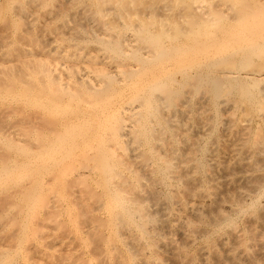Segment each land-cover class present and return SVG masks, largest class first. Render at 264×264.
Wrapping results in <instances>:
<instances>
[{"label":"bare ground","instance_id":"obj_1","mask_svg":"<svg viewBox=\"0 0 264 264\" xmlns=\"http://www.w3.org/2000/svg\"><path fill=\"white\" fill-rule=\"evenodd\" d=\"M214 1L0 0V264H264V4Z\"/></svg>","mask_w":264,"mask_h":264},{"label":"rangeland","instance_id":"obj_2","mask_svg":"<svg viewBox=\"0 0 264 264\" xmlns=\"http://www.w3.org/2000/svg\"><path fill=\"white\" fill-rule=\"evenodd\" d=\"M261 4H264V0H258ZM161 3V2H160ZM159 3V6L161 5ZM163 4H165V3H163ZM162 4V6L161 7H163V9H160V14H168V13H170V11H169V9L168 8H166L164 5ZM221 3L220 2H217L216 0L213 2V6H217L218 8H219V10H221L222 8H223V10H222V12H224L223 14L224 15H226V14H228V13H230V16L232 17V15H231V12L229 11H226L227 10V8H225L224 6H222V5H220ZM264 6V5H263ZM195 8H196V10L200 13V12H205L204 10H206V3L205 2H202V1H199V2H197V4L195 5ZM225 10V11H224ZM180 14V13H179ZM229 15V14H228ZM227 15V16H228ZM88 19V18H87ZM88 22H89V24H88ZM88 22L86 21V19H85V21L83 20V23L85 24V26H87V25H90V27L91 28H93L94 26H96V24L94 25V24H92V20H88ZM73 24H75L74 22H73ZM73 24H72V22L70 23V26L72 27L73 26ZM87 24V25H86ZM83 25V24H82ZM73 27H75V26H73ZM90 27L88 26L86 29H90ZM96 29H97V31H98V28H97V26H96ZM100 32V31H99ZM99 32H97V34L99 33ZM131 31H124L123 32V36L124 37H122V35H121V37L122 38H124V39H127V44H132L133 43V33L131 32ZM132 36V37H131ZM89 37L87 36V37H85V39H88ZM123 40V39H122ZM123 41H125V40H123ZM126 42V41H125ZM82 45V44H81ZM93 46L94 45H91V47H90V45L88 46V48H90L89 50L88 49H86V50H88V51H91V50H96L97 49V47L96 46H94V47H96V49L95 48H93ZM98 53H101L100 51H97ZM163 242H165L166 244H168L169 242H167V241H163ZM168 245H170V243L168 244ZM167 245V246H168Z\"/></svg>","mask_w":264,"mask_h":264}]
</instances>
